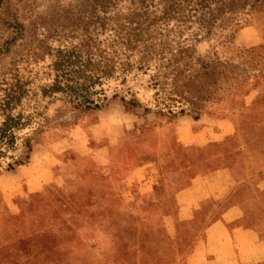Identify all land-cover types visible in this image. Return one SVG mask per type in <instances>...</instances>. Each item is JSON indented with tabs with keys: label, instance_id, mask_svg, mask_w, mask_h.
Returning <instances> with one entry per match:
<instances>
[{
	"label": "rangeland",
	"instance_id": "rangeland-1",
	"mask_svg": "<svg viewBox=\"0 0 264 264\" xmlns=\"http://www.w3.org/2000/svg\"><path fill=\"white\" fill-rule=\"evenodd\" d=\"M93 5L0 0V124H24L0 158V264H203L205 231L231 205H243V225L264 240V11L235 17L229 40L196 46L201 57L215 53L239 67L242 84L248 79L221 102L217 86V100L197 118L158 112L142 75L106 84L93 97L97 110L44 96L55 79L52 51L81 43L64 36L90 28ZM223 121L235 132L220 134ZM201 126L208 145L183 139L181 131ZM217 171L230 195L188 212L179 192Z\"/></svg>",
	"mask_w": 264,
	"mask_h": 264
},
{
	"label": "trees",
	"instance_id": "trees-1",
	"mask_svg": "<svg viewBox=\"0 0 264 264\" xmlns=\"http://www.w3.org/2000/svg\"><path fill=\"white\" fill-rule=\"evenodd\" d=\"M93 6L90 28L64 36L79 35L81 43L52 51L55 79L44 96L62 95L75 109L97 110L93 97L102 95L106 84L142 75L149 78L158 112L198 118L217 100V86L221 102L248 84V79L240 82L239 67L221 62L215 53L201 57L196 46L212 38L229 40L240 26L235 17L264 11V0H94ZM122 102L139 106L134 97ZM21 126V119L12 118L0 124V158L15 144Z\"/></svg>",
	"mask_w": 264,
	"mask_h": 264
},
{
	"label": "crops",
	"instance_id": "crops-1",
	"mask_svg": "<svg viewBox=\"0 0 264 264\" xmlns=\"http://www.w3.org/2000/svg\"><path fill=\"white\" fill-rule=\"evenodd\" d=\"M202 123V122H199ZM230 121L220 123L222 130L219 133L229 135L235 131L229 130ZM193 126V125H192ZM187 142L202 146L209 143V128L201 126L194 131H181ZM225 173L214 172L208 177H197L191 184L179 192V197L189 212L194 206L204 203L218 194L228 197L231 189ZM246 186H237L234 193L241 200L245 199L240 193ZM222 197V196H221ZM245 213L243 205H231L221 218L209 225L205 231L203 245L197 250L202 256L203 264H260L264 262L263 232L243 225Z\"/></svg>",
	"mask_w": 264,
	"mask_h": 264
}]
</instances>
